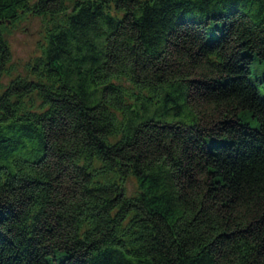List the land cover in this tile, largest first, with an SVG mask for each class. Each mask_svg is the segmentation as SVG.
<instances>
[{
	"label": "trees",
	"instance_id": "16d2710c",
	"mask_svg": "<svg viewBox=\"0 0 264 264\" xmlns=\"http://www.w3.org/2000/svg\"><path fill=\"white\" fill-rule=\"evenodd\" d=\"M263 83L264 0H0V264H264Z\"/></svg>",
	"mask_w": 264,
	"mask_h": 264
},
{
	"label": "rangeland",
	"instance_id": "374dc122",
	"mask_svg": "<svg viewBox=\"0 0 264 264\" xmlns=\"http://www.w3.org/2000/svg\"><path fill=\"white\" fill-rule=\"evenodd\" d=\"M44 21L41 17L26 15L15 25L9 27L5 39L12 53V61L17 66V71L25 74V64L30 62L39 53V46L44 37ZM252 79L255 81L256 76ZM260 93L264 96V83L259 85ZM137 190V183L130 177L126 181V192L133 194Z\"/></svg>",
	"mask_w": 264,
	"mask_h": 264
}]
</instances>
